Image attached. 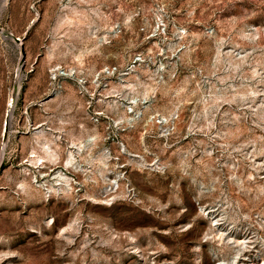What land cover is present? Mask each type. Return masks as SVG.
<instances>
[{
    "label": "rangeland",
    "instance_id": "1",
    "mask_svg": "<svg viewBox=\"0 0 264 264\" xmlns=\"http://www.w3.org/2000/svg\"><path fill=\"white\" fill-rule=\"evenodd\" d=\"M5 1L0 264H264V0Z\"/></svg>",
    "mask_w": 264,
    "mask_h": 264
},
{
    "label": "bare ground",
    "instance_id": "2",
    "mask_svg": "<svg viewBox=\"0 0 264 264\" xmlns=\"http://www.w3.org/2000/svg\"><path fill=\"white\" fill-rule=\"evenodd\" d=\"M8 0L5 1V3H7ZM4 6V5H3ZM0 33L2 34V29H0ZM13 36V35H12ZM20 38V37H19ZM16 43H18L19 46L22 45V39L20 38V41H17ZM13 101V100H12ZM13 106V102H10L9 104V108ZM11 114H12V110L8 109V112H7V116H8V119H7V125H8V120L10 119L11 117ZM5 140H6V134H5Z\"/></svg>",
    "mask_w": 264,
    "mask_h": 264
},
{
    "label": "water",
    "instance_id": "3",
    "mask_svg": "<svg viewBox=\"0 0 264 264\" xmlns=\"http://www.w3.org/2000/svg\"><path fill=\"white\" fill-rule=\"evenodd\" d=\"M11 35H13V34L11 33ZM14 40L17 42V41H20V38L19 37H14Z\"/></svg>",
    "mask_w": 264,
    "mask_h": 264
},
{
    "label": "crops",
    "instance_id": "4",
    "mask_svg": "<svg viewBox=\"0 0 264 264\" xmlns=\"http://www.w3.org/2000/svg\"><path fill=\"white\" fill-rule=\"evenodd\" d=\"M14 35V34H13Z\"/></svg>",
    "mask_w": 264,
    "mask_h": 264
}]
</instances>
